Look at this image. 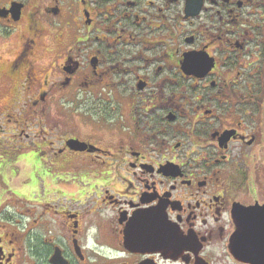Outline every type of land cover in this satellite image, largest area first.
Masks as SVG:
<instances>
[{
	"label": "flooded vegetation",
	"instance_id": "obj_1",
	"mask_svg": "<svg viewBox=\"0 0 264 264\" xmlns=\"http://www.w3.org/2000/svg\"><path fill=\"white\" fill-rule=\"evenodd\" d=\"M3 161L0 264H264V0H0Z\"/></svg>",
	"mask_w": 264,
	"mask_h": 264
},
{
	"label": "water",
	"instance_id": "obj_2",
	"mask_svg": "<svg viewBox=\"0 0 264 264\" xmlns=\"http://www.w3.org/2000/svg\"><path fill=\"white\" fill-rule=\"evenodd\" d=\"M246 217L247 215L245 214V212H238V220L241 225H243V221ZM249 218L257 220L259 216L257 214H250ZM249 235V232L247 233L246 231L238 232V234L234 238L233 243L230 246L231 254L233 258L240 263L251 262L253 264H260L259 260L261 255L260 257L257 256V253L260 254V249L258 248V244L254 246L252 245L255 241L251 239L249 241ZM256 238H261L260 233L255 236V239ZM247 243H249L248 246Z\"/></svg>",
	"mask_w": 264,
	"mask_h": 264
},
{
	"label": "rangeland",
	"instance_id": "obj_3",
	"mask_svg": "<svg viewBox=\"0 0 264 264\" xmlns=\"http://www.w3.org/2000/svg\"><path fill=\"white\" fill-rule=\"evenodd\" d=\"M4 158H6V157H4ZM4 162V161H3ZM0 163V199H2L1 197H3L4 195V192H3V188H4V186H5V183H4V180H3V176H1V175H3V173H2V166H5L6 165V162H4V163ZM17 173V170H15V169H12L11 171H10V176H14L15 174ZM17 179L15 178L14 180H13V182H12V184H13V186H18V182L16 181ZM6 190V189H5ZM6 191H8V190H6ZM10 197V196H9ZM7 198V200H6V204L5 205H3V200L0 202V224H2V223H4L5 222V220H2V217H4V215L7 213V212H9V213H13L14 212V210H13V208L12 207H10V206H12V204H15L14 203V201L13 200H11V198ZM9 199V200H8ZM6 205H8L7 207H6Z\"/></svg>",
	"mask_w": 264,
	"mask_h": 264
}]
</instances>
